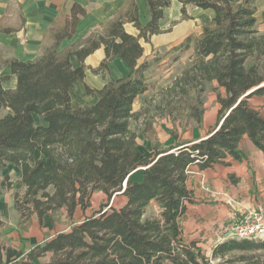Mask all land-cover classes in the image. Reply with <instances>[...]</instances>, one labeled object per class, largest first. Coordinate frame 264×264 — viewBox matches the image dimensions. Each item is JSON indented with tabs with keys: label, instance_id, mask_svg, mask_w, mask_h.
I'll return each instance as SVG.
<instances>
[{
	"label": "trees",
	"instance_id": "1",
	"mask_svg": "<svg viewBox=\"0 0 264 264\" xmlns=\"http://www.w3.org/2000/svg\"><path fill=\"white\" fill-rule=\"evenodd\" d=\"M145 1L151 16L145 26L139 22L136 0H130L103 33L61 49L86 14L75 5L70 16L61 13L46 31L40 58L0 61L17 77L14 90L3 87L9 77L0 78V172L8 164L20 169L19 186L26 191L21 200L15 198L19 224L35 215L43 226L45 217L63 210L72 219L77 209L89 207L94 193L107 197L100 210L37 244L17 264H38L45 258L48 262L40 264H264V241L227 239L208 257L197 241L184 238L181 224L188 205L196 203L188 186L192 167L206 171L226 165L228 158L245 160L239 147L245 136L264 152V117L249 103L264 96V33L257 29L260 0H179L185 19L187 6L212 10L215 16L200 37L191 35L152 63L139 64L144 53L140 40L161 34L159 23L171 6L169 0ZM127 23L139 31L138 37L126 33ZM19 30L0 22V33ZM100 48L105 59L92 73L104 74L115 59L123 60L130 73L101 90L87 86L96 103L74 108L70 90L85 79L84 61ZM191 49L195 79L201 84L216 81L226 91L225 97L218 95L217 125L204 139L166 150L153 148L142 156L130 120L135 101L148 90L146 73L153 63L169 56L177 61ZM184 80L186 85L194 83ZM202 115L197 110L198 124ZM139 171L141 179L131 180ZM116 197H123L124 205L114 206ZM3 228L0 219V232ZM4 252L0 242V264H5Z\"/></svg>",
	"mask_w": 264,
	"mask_h": 264
},
{
	"label": "crops",
	"instance_id": "2",
	"mask_svg": "<svg viewBox=\"0 0 264 264\" xmlns=\"http://www.w3.org/2000/svg\"><path fill=\"white\" fill-rule=\"evenodd\" d=\"M169 1L171 6L164 11V19L159 23L161 34L152 36L148 42L144 39L140 40L144 53L138 61L139 64L152 63L156 56L166 54L191 35L200 37L203 26L215 16L212 10L187 6L189 19H185L179 0ZM129 3L130 0H0V22L6 27L20 29L11 34L0 33V61L16 59L21 62H31L40 58V48L46 31L61 13L70 16L75 5L83 7L86 14L81 18L73 38L66 39L61 49L85 40L93 33H103L121 13L128 9ZM136 5L139 22L145 26L151 20L149 4L145 0H136ZM124 29L133 37L139 36V31L132 23L125 24ZM257 29L260 33H264V0L258 2ZM104 59V48L98 49L85 59L84 65L87 69L85 79L75 83L70 90L72 107L96 103L97 97L88 95L87 86L101 90L108 82L129 75L130 68L121 59L111 61L104 74L92 73L91 69H97ZM170 59V56L166 57L161 63ZM72 63L75 68L81 65L75 58L72 59ZM1 77H9V80L3 83L5 89H16L17 77L11 74L8 65L0 64ZM212 85L215 91L209 94V102L205 105L207 108L201 117V123L193 122L192 128L195 129V133L196 130L198 131L197 135L175 143H171V139L166 137L169 143L166 147L159 149L154 144H148L143 150L139 148L141 155L147 156L153 148L166 150L176 143L196 142L207 137L217 125L220 111L218 95L226 96V91L220 88L216 81H213ZM249 103L264 117V96L253 97L249 99ZM162 122L167 128H173L169 118ZM37 124L44 125L40 120H37ZM239 147L247 156L243 161L228 158L226 165H217L206 171H200L197 167L189 170L188 186L196 203L188 205V211L181 222L185 239L188 233L200 231L205 225H209L210 229L218 227L219 230L224 224L231 223L235 218H241L249 211L264 209V152L256 148L247 136L243 137ZM35 157L39 158L40 155L36 154ZM221 240H223L221 237L219 240H213L211 252L218 243L222 242ZM198 246L203 250L206 249L203 244Z\"/></svg>",
	"mask_w": 264,
	"mask_h": 264
},
{
	"label": "rangeland",
	"instance_id": "3",
	"mask_svg": "<svg viewBox=\"0 0 264 264\" xmlns=\"http://www.w3.org/2000/svg\"><path fill=\"white\" fill-rule=\"evenodd\" d=\"M195 60L194 50H190L186 54L178 55L177 61L170 59L164 63L160 61L152 64L148 71L147 93L135 101V116L130 120L131 128L138 137L140 150L148 144H154L162 149L169 144L166 137L171 139V143H175L198 134V131L196 130L195 133V129L192 128L193 122H197L195 114L197 110H202L204 113L207 108L205 105L209 102V94L215 90L212 82L201 84L195 79L192 73ZM184 79H190V81L192 79L194 83L186 85ZM166 118L173 123L172 129L163 124L162 121ZM140 175L141 171L135 173L130 179L139 181ZM19 182L18 167L8 164L0 172V219L4 223V228L0 232V242L5 247V264H17L37 244L57 233L69 231L73 224L79 223L107 203L106 195L96 192L90 199L89 207L86 210L77 209L72 219H69L63 210L53 216L45 217L43 226H40L35 215L26 224L20 225L21 217L15 209V198L17 196L21 200L26 189L19 186ZM124 202L123 197L112 200L116 207H121ZM151 211L152 208L149 209V212ZM230 225V222L226 223L219 230L218 227L210 229L209 225H205L200 231L188 233L186 240L203 244L206 248L204 252L210 257L211 243L214 239L219 240L220 237L227 238L226 230ZM44 262H48V258L36 261L38 264Z\"/></svg>",
	"mask_w": 264,
	"mask_h": 264
},
{
	"label": "built area",
	"instance_id": "4",
	"mask_svg": "<svg viewBox=\"0 0 264 264\" xmlns=\"http://www.w3.org/2000/svg\"><path fill=\"white\" fill-rule=\"evenodd\" d=\"M226 231L225 239L264 241V209L249 211L241 218H235Z\"/></svg>",
	"mask_w": 264,
	"mask_h": 264
},
{
	"label": "water",
	"instance_id": "5",
	"mask_svg": "<svg viewBox=\"0 0 264 264\" xmlns=\"http://www.w3.org/2000/svg\"><path fill=\"white\" fill-rule=\"evenodd\" d=\"M127 182H128V181H127ZM127 182H126V183L124 184V186H123V187H124V190H125V188H126ZM124 190H123V191H124Z\"/></svg>",
	"mask_w": 264,
	"mask_h": 264
}]
</instances>
